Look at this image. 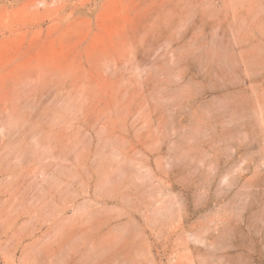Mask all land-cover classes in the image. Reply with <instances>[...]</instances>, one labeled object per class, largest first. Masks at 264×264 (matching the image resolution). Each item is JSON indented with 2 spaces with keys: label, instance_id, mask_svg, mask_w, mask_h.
Here are the masks:
<instances>
[{
  "label": "rangeland",
  "instance_id": "1",
  "mask_svg": "<svg viewBox=\"0 0 264 264\" xmlns=\"http://www.w3.org/2000/svg\"><path fill=\"white\" fill-rule=\"evenodd\" d=\"M0 264H264V0H0Z\"/></svg>",
  "mask_w": 264,
  "mask_h": 264
}]
</instances>
